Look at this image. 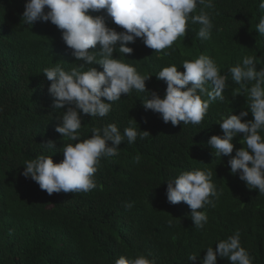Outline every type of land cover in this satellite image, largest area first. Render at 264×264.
<instances>
[{
	"label": "trees",
	"instance_id": "trees-1",
	"mask_svg": "<svg viewBox=\"0 0 264 264\" xmlns=\"http://www.w3.org/2000/svg\"><path fill=\"white\" fill-rule=\"evenodd\" d=\"M27 2L0 0V264H115L121 256L138 255L154 264H202L208 247L215 250L219 241L237 231L252 264H264V195L249 190L239 173L231 174V157H215L208 144L213 135L223 136L221 115L247 111L242 122L253 120L246 96H234L239 85L228 69L242 64L245 56L255 57L257 71L264 69V36L256 32L264 17L262 0H211L215 8L205 9L213 24L210 39H198L199 25L189 21L186 36L165 50L171 55L154 53L139 38L126 45L133 49L131 55L115 51L113 58L142 76L151 75L146 88L161 98L167 85L156 78L159 71L175 65L183 72V61L205 55L228 77L224 100L211 103L203 122L192 127L165 124L159 114L143 107L148 94L135 90L113 102L106 117L81 113L80 142L91 138L92 128L108 124H115L121 135L127 127L150 135L146 139L138 135L131 145L125 140L118 146V156L101 158L94 176L97 188L90 193L51 196L22 175L24 162L43 155L60 163L63 146L77 141H67L55 131L66 109L54 108L55 98L48 92L51 82L43 69L59 63L70 71L80 62L50 22L32 29L23 26ZM200 7L192 15L199 14ZM88 14L103 16L107 27L123 31L106 10ZM99 50L97 45L94 51ZM91 67L103 70L99 64ZM207 87L211 90L210 84ZM259 134L264 138V130ZM241 139L242 134L233 138L232 156L243 147ZM49 140L55 148L43 145ZM182 167L211 171L212 183L223 193L218 200L210 198L214 208L201 209L208 217L202 229L194 227L188 205L167 202V184ZM126 202L133 207L126 210ZM192 254L195 261L188 260ZM216 264L230 261L217 256Z\"/></svg>",
	"mask_w": 264,
	"mask_h": 264
},
{
	"label": "clouds",
	"instance_id": "clouds-1",
	"mask_svg": "<svg viewBox=\"0 0 264 264\" xmlns=\"http://www.w3.org/2000/svg\"><path fill=\"white\" fill-rule=\"evenodd\" d=\"M198 5L201 6L199 14L192 15ZM214 8L211 0H28L21 17L23 26L32 29L37 24L50 22L62 32L63 42L72 50L76 62L80 63L70 71H65L59 63L43 69L44 76L51 82L48 92L55 98L54 108L66 109L55 131L67 141L77 142L63 146L60 163H54L51 157L43 155L26 160L22 175L31 178L49 196L61 192L88 194L96 189L94 176L101 158L118 156V146L122 142L126 140L131 145L138 135L140 139H146L150 133L127 127L121 135L115 124H108L103 128H92L91 138L80 142L81 113L106 117L111 111V104L122 95H130L133 90L148 94L143 107L159 114L165 124L170 122L174 127L201 124L210 104L224 100L222 93L228 79L220 74V69L211 58L200 55L194 61L185 60L182 63L183 72L178 71L175 65L164 67L156 75L167 85L161 98L155 91L150 92L146 88V81L151 75L138 74L133 66L120 58H113V53L118 50L123 56L131 55L133 49L126 45L135 43L139 38L154 53L171 55L165 50L171 49L180 37L186 36L189 21L199 25L197 38L206 41L211 37L213 24L205 9ZM259 8L264 9V0ZM102 10H106L113 23L123 29L122 32L107 27L103 16L88 14ZM256 32L264 36V17L260 18ZM97 45L98 52L94 51ZM94 64H99L103 70L91 67ZM86 66L90 67L85 71ZM228 74L239 85L234 96H246L253 120L242 122L248 116L247 111L227 117L221 115L218 124L223 136L213 135L208 144L215 157H231L228 160L231 174L239 173V179L249 190L255 189L264 195V138L259 134L264 130V69L257 71L255 57L245 56L242 64L228 69ZM209 84L211 90L207 87ZM205 96L207 100L202 99ZM238 134H242L243 147L232 156V140ZM43 145L55 148L51 140ZM134 162L139 164L140 157L136 156ZM177 171L178 177L167 184V202L188 205L194 227L202 229L208 217L201 209L209 205L214 208L215 202L210 198L218 200L223 193L218 192L212 183L211 171H194L192 167H182ZM123 207L128 210L133 204L126 202ZM217 256L226 258L230 264H252L249 253L240 245L239 231L219 241L215 250L208 247L202 264H216ZM196 258L192 254L188 260L195 261ZM115 264L154 262L138 255L133 259L121 256Z\"/></svg>",
	"mask_w": 264,
	"mask_h": 264
},
{
	"label": "bare ground",
	"instance_id": "bare-ground-1",
	"mask_svg": "<svg viewBox=\"0 0 264 264\" xmlns=\"http://www.w3.org/2000/svg\"><path fill=\"white\" fill-rule=\"evenodd\" d=\"M237 88V87H236ZM239 88V87H238Z\"/></svg>",
	"mask_w": 264,
	"mask_h": 264
}]
</instances>
